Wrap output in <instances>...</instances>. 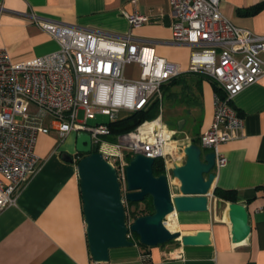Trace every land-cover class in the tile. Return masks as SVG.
Masks as SVG:
<instances>
[{"label": "built area", "instance_id": "obj_1", "mask_svg": "<svg viewBox=\"0 0 264 264\" xmlns=\"http://www.w3.org/2000/svg\"><path fill=\"white\" fill-rule=\"evenodd\" d=\"M139 1L132 0L133 5ZM221 2L170 0L172 41L197 48L187 72L211 79L223 93H215L213 121L200 138V147L216 154L215 169L228 163L220 147L239 139L245 130L233 101L264 77V36L236 26L221 13ZM125 18L133 28L153 20L136 9ZM34 22L59 48L24 62L12 61L10 53L0 48V214L17 204L23 186L40 170L39 137L54 132L58 146L71 135L91 137L92 153L101 154L117 171L129 217L128 157L142 154L162 159L170 179L174 167L185 162L183 149L191 139L178 140L176 131L169 130L161 118L163 86L185 72L156 55L154 47L135 43L131 35L115 39L61 22ZM129 65L138 66V78L126 77ZM154 101L161 102L159 117L114 142L106 140L111 136L107 124L88 125V120L101 115L116 121L126 113L148 109ZM81 112L83 121H79ZM157 121L160 127H145Z\"/></svg>", "mask_w": 264, "mask_h": 264}, {"label": "crops", "instance_id": "obj_2", "mask_svg": "<svg viewBox=\"0 0 264 264\" xmlns=\"http://www.w3.org/2000/svg\"><path fill=\"white\" fill-rule=\"evenodd\" d=\"M221 1V13L236 26L264 36V7L254 15L244 13L264 0ZM134 9L151 17L152 22L133 28L125 17ZM170 14V0H140L135 5L132 0H0V48L6 49L14 62L57 51V41L35 19L77 26L108 38L131 35L135 43L154 47L156 55L186 73L179 77L181 84L176 87L180 91H172L170 98L181 103L185 90L192 88L193 95L194 90L198 92L199 102L193 97L191 103L190 126L186 130L183 119L179 121L181 131L179 126L169 128L163 117L164 106L161 118L169 130L176 131L178 140L197 138L200 144L201 135L213 121L214 87L208 79L187 72L197 48L172 41ZM134 68L138 66L129 65L126 73L134 72ZM233 105L245 121V130L239 139L220 147L228 163L215 169L213 188L237 193V203L249 212V237L242 242L232 241L230 202L217 198L212 191L208 212L175 215V232L186 236L209 231V246L183 247L178 241L175 248L133 245L111 250L110 261L104 264H264V77L245 88ZM72 137L75 135L60 146L50 134L39 137L36 151L42 159L40 170L23 186L17 204L0 214V264H95L86 235L77 166L63 160L65 153H76L66 146ZM179 192L172 194L179 196Z\"/></svg>", "mask_w": 264, "mask_h": 264}, {"label": "water", "instance_id": "obj_3", "mask_svg": "<svg viewBox=\"0 0 264 264\" xmlns=\"http://www.w3.org/2000/svg\"><path fill=\"white\" fill-rule=\"evenodd\" d=\"M165 20L169 25V17ZM181 128L182 124L178 130ZM194 141L190 140L183 149L185 162L174 167L171 179L165 174L154 175V159L142 154L133 156L125 169L128 191L125 198L129 203L141 204L151 197L155 213L138 217L128 226L117 171L101 154L92 153L88 134L76 135V153L72 156L65 153L63 160L77 166L91 260L98 264L108 263L111 250L133 247L135 243L128 239L129 232L138 235L141 245L149 248L165 246L171 241H178L183 247L211 244L209 231L182 236L165 226L166 217L174 212L209 211V195L214 191L216 177V154L205 152ZM171 180H178L179 196L171 193ZM228 214L232 241L247 239L251 232L247 207L241 203H229Z\"/></svg>", "mask_w": 264, "mask_h": 264}, {"label": "trees", "instance_id": "obj_4", "mask_svg": "<svg viewBox=\"0 0 264 264\" xmlns=\"http://www.w3.org/2000/svg\"><path fill=\"white\" fill-rule=\"evenodd\" d=\"M264 7V3L262 4H258L255 7L247 10L245 13V15H254L256 13H258L262 8ZM198 75V74H197ZM200 78H205L202 75H199ZM208 79L214 87V92L223 95V93L221 92V90H219L217 84L212 81L209 78H205ZM181 79L178 78H174L173 80H171L166 86H163V90L165 91V93L170 92L172 88L178 86L181 84ZM163 91V92H164ZM174 95L172 94V92H170V97ZM158 103H153L150 105V107L146 110H142V111H137L133 112L131 114H127V115H123L121 116V118L117 119L116 121L113 122H108V126L109 129L111 130V136H109L108 138L111 140V142L116 141L117 136L119 135H123V134H128L131 133L132 131H135L137 128H139L143 123H145L146 121H153L155 120L156 117H154L153 119H150V111L157 106ZM197 145L201 146L199 144L198 139L196 138L194 141ZM81 157H84V155H81ZM133 157H128V160L131 161ZM164 161L162 159H157L154 163V166L152 167L153 171H154V175L159 177L161 175L165 174V168H164ZM215 196L219 199H222L224 201H227L228 203H237L238 202V196L237 193L235 191H230V190H223V189H216L215 191H213ZM151 201L148 202L147 200H145L143 203L144 206L143 208L140 207L141 204H133V203H129V208H130V213H129V217L127 216V222L128 220H133L137 219L138 217H142V216H148V215H152L155 213L154 207H153V203H152V198L150 199ZM135 237L138 239L139 244L141 247L143 248H149L147 246L141 245L140 243V238L138 235L134 234ZM171 242H175V241H171ZM167 245V244H166ZM180 245V244H179Z\"/></svg>", "mask_w": 264, "mask_h": 264}, {"label": "rangeland", "instance_id": "obj_5", "mask_svg": "<svg viewBox=\"0 0 264 264\" xmlns=\"http://www.w3.org/2000/svg\"><path fill=\"white\" fill-rule=\"evenodd\" d=\"M139 76V68H134V72L133 70L131 71H127L126 73V77L130 78V79H136ZM193 90L192 88H190L189 90H185V94L186 96L183 99V102L181 103H177V101H175L174 99L170 98V92L172 91H180V88L178 87H174V89L172 88L170 92L165 93V91L162 89V105L164 106V118H165V122L168 124L169 128H178V126L180 125V120L185 119L186 120V124L184 125V127H186V130L188 129V124L190 126V122H191V117L190 114L193 110L192 107V101H193V97H194V101L199 102L200 98H199V94L197 91L194 90L195 94L193 95ZM164 91V92H163ZM158 103L156 107H154L151 111H150V119H153L154 117H159L161 110H160V104L161 102L158 101H154L153 103ZM175 103V104H174ZM169 109V110H168ZM127 114H131V113H126ZM108 118L105 116H97L96 119L94 120H88V125L90 126H97L99 124H108L109 120H107ZM156 119V118H155ZM84 120V115L83 112H81L79 114V121H83ZM187 125V126H186ZM52 137L56 138L57 141H59L58 139V135H55V133L50 134ZM76 138V135H75ZM75 138L72 137V139H70L68 141V145H66L67 147H70V149L75 150ZM107 141H111L108 137L106 138ZM58 144V142H57ZM58 146V145H57ZM172 178V177H171ZM171 193H174L177 191L178 185H176L174 183V181L171 180ZM151 197H147V201L150 202ZM143 204L140 205V207L143 208ZM129 208V206H128ZM176 219V217L174 218ZM131 222V224L133 223V220H128V224ZM132 242H134V245L140 246L138 239L135 237L134 233H131V239ZM178 242H170L167 243V245H165L164 247H169V248H175L178 246L177 244Z\"/></svg>", "mask_w": 264, "mask_h": 264}, {"label": "bare ground", "instance_id": "obj_6", "mask_svg": "<svg viewBox=\"0 0 264 264\" xmlns=\"http://www.w3.org/2000/svg\"><path fill=\"white\" fill-rule=\"evenodd\" d=\"M153 126H159V127H160V122L157 121V122H155L154 124H153V123H152V124H148V125H146L145 127H149V129H150V128H152ZM143 129H144V128H143ZM173 144H176V143H173ZM173 144H172V145H173ZM173 181H174V183H175L176 185H179L178 180H173ZM176 214H177V213L174 212V213H172V214H170V215H168V216L166 217V223H165V226H166V228H168L169 231H171V232H175V230H177V222H176V219H174Z\"/></svg>", "mask_w": 264, "mask_h": 264}, {"label": "flooded vegetation", "instance_id": "obj_7", "mask_svg": "<svg viewBox=\"0 0 264 264\" xmlns=\"http://www.w3.org/2000/svg\"><path fill=\"white\" fill-rule=\"evenodd\" d=\"M146 200H147V198H146Z\"/></svg>", "mask_w": 264, "mask_h": 264}]
</instances>
